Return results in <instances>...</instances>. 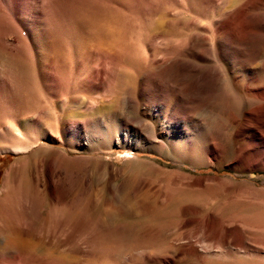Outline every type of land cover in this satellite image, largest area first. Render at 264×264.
I'll list each match as a JSON object with an SVG mask.
<instances>
[{
  "label": "rangeland",
  "instance_id": "obj_1",
  "mask_svg": "<svg viewBox=\"0 0 264 264\" xmlns=\"http://www.w3.org/2000/svg\"><path fill=\"white\" fill-rule=\"evenodd\" d=\"M60 1L72 29L0 27V246L20 240L30 264H264V218L236 241L231 210L210 218L264 205V158L236 163L264 153V92L231 73L264 64V0ZM191 122L206 126L189 149Z\"/></svg>",
  "mask_w": 264,
  "mask_h": 264
},
{
  "label": "bare ground",
  "instance_id": "obj_2",
  "mask_svg": "<svg viewBox=\"0 0 264 264\" xmlns=\"http://www.w3.org/2000/svg\"><path fill=\"white\" fill-rule=\"evenodd\" d=\"M59 1L56 0V2H55V0H54V4L55 5L56 4L62 5V4H59L61 2V1L60 2ZM51 3L53 4V0H51ZM51 3H49L46 0H0V27L4 25V27H6V29L11 34V36H13V35L17 34L18 29L20 28V26H22L21 23H23V22L20 21L21 16L32 17L35 15L37 16V18L35 19V17H34V19L37 20V23H40V25H42L45 30L50 29L52 24H56L55 26H59L60 24L58 23L59 22L58 20H57V23H55L56 19H58L57 18L58 16L60 18H63V17L60 16L61 12L59 13V11H58L59 15L56 17L55 11L57 9H59V8H57L58 5L55 7L53 4V6L56 8V10L54 11V8H53ZM62 7H63V5H62ZM64 10H65V6H64V9L62 11L64 12ZM65 13L66 12H64V15H65ZM66 17L64 16V19L65 18L68 19L69 15ZM252 18H254L253 21L256 22V24L258 23L259 25L264 26V8H262L260 12L252 15ZM24 19H26V18H24ZM69 21L70 20L66 21V22H68L66 25L67 27L71 26V22H69ZM66 22L63 21V23H66ZM68 24H70V25H68ZM72 25H73V23H72ZM55 26H54V29L61 27V25L59 27H55ZM66 26L65 27L63 26L61 28L62 29L66 28V30H67ZM51 28H53V27H51ZM61 28H60V31L62 30ZM58 31L59 30H57V32ZM46 32H49V31L47 30ZM51 33L52 32H50L49 34L52 36L53 34H51ZM47 34L48 33H46V37H47ZM51 36L47 37V39L48 38L50 39ZM52 37L54 38V36H52ZM55 39H56L55 41L58 40L57 38H55ZM50 40L53 42L52 39H50ZM55 41H54V44H55ZM226 46H227L226 43H219V49L221 50V54H220L221 57L220 58L222 60H225V61H227L226 59L230 60L228 57L231 56L230 54H227V52L225 51ZM229 49H230V47H229ZM209 52H210V49H208V53ZM0 59H1V56H0ZM8 60H9V62H8L7 68H8V70H10L9 71L10 72L9 73L10 74V76H9L10 80L9 81L4 80L5 81L4 84H6L5 87H7L9 90H11L13 92V90L15 88L14 86H15V82H16L18 73L20 72L19 71L20 66L18 65L17 61L14 58H11V60L10 59H8ZM203 60H206V59L203 58ZM231 62H232L231 67H233L232 69L234 70L231 72L232 74H234V76H233V77H235L234 81H236L238 84H240V86L250 85V86H254L257 91H263L264 92V64L259 68H252V67L248 68L247 66L243 65L242 63H236V61L234 59ZM6 65H5V67H6ZM211 72L212 73L210 74L209 78L211 79L212 83H216L218 86H223L226 82L227 75L230 73V68H227L226 65L224 66L222 64H219L216 67H214V69ZM256 115L259 116L260 121L264 122V106H262L261 108L258 109V111H256ZM205 126H206L205 124L194 125L193 122L186 125V131H184L182 133V138H184V140L186 141V147L187 148L192 149L195 147L196 141L193 137V136H195L194 133L197 132L198 130H202ZM248 146L251 147L250 145H248ZM247 149L245 148L242 152H240L239 156L236 158V163H246V164L248 163L249 165L250 164L255 165V164H258L264 158V153H262L263 151L261 152L262 153L261 155H257V156L255 155L256 157L250 156L247 158V156H244ZM25 150H26V148H24V147H17L13 151L14 152H25ZM215 154L216 153H214L212 151H210V153H208V157L210 158V160L214 161L217 158V156ZM204 193L208 196L211 195V193L208 191H205ZM251 196L252 195H250V196L248 195V197H251ZM246 200H247V198H246ZM253 201L256 202L257 200L255 201V199H254V200H252V202ZM263 202H264V200H263ZM257 203H259V201ZM260 208L264 212V205H256V204H252V203H245V202L242 203V202L235 201L223 209H218V208L212 209L213 211H212V213L210 212L211 213L210 218H213L217 224L219 217L222 216L224 213H227L228 210H231L233 214H232V217L230 219L234 222V224L238 225V229L231 231V233L233 234L231 236V239H232V241H236L238 239H242V234H243L242 228L254 229L255 226H253V223H252L253 220L254 219L256 220L257 218H264V213L259 212ZM199 209L200 208H195L194 214H198V212L200 211ZM242 212L246 213V214L250 213V215H252V216H249L248 218H246V220H245L246 225L240 226L239 223L236 221L235 217H239L238 215H243ZM208 217H209V215H208ZM233 227H235V225ZM260 228L262 230H264V227H260ZM9 241H10V239H9ZM242 242H244V241H242ZM19 243H20V240H18L17 243H13V242H6L5 243L4 242V244L2 246H0V249L6 250V252H7L6 257L0 259V264H30L31 259L24 257L20 253V251L17 247ZM15 244H17V245H15ZM252 259H253V257L250 258V260H252ZM221 260L222 261H227V260L238 261V259H236V258H232V259L221 258ZM247 260H248V256H247Z\"/></svg>",
  "mask_w": 264,
  "mask_h": 264
}]
</instances>
